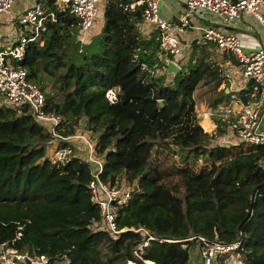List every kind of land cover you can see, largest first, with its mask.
I'll return each mask as SVG.
<instances>
[{
	"label": "trees",
	"instance_id": "trees-1",
	"mask_svg": "<svg viewBox=\"0 0 264 264\" xmlns=\"http://www.w3.org/2000/svg\"><path fill=\"white\" fill-rule=\"evenodd\" d=\"M130 1L102 0L96 16L101 28L89 43L75 41L77 19L59 13L27 43L18 64L44 91L46 109L61 115L62 135L75 133L79 122L90 132L103 159L100 177L110 183L126 177L133 184L117 208L119 227L142 225L173 239L202 234L231 241L241 232V264H264V144H224L214 139L224 129L203 128L193 91L201 80L219 85L218 65L205 43L193 40L178 72L153 74L173 55L160 50L159 28L140 32L143 4L130 8ZM114 86L118 99L111 103L105 91ZM248 88L240 89L242 96ZM220 90L221 99L227 93ZM50 139L27 105L0 103V242L14 239L19 249L46 254L44 264L142 263L131 253L140 232L112 236L98 226L100 210L88 186L91 163L78 155L53 162L46 150ZM66 144L73 146L58 142ZM196 247L201 258L197 239H154L142 258L187 264Z\"/></svg>",
	"mask_w": 264,
	"mask_h": 264
},
{
	"label": "built area",
	"instance_id": "built-area-1",
	"mask_svg": "<svg viewBox=\"0 0 264 264\" xmlns=\"http://www.w3.org/2000/svg\"><path fill=\"white\" fill-rule=\"evenodd\" d=\"M16 1L18 0H0V18L11 11ZM24 1L26 3L20 7L15 21L19 24V29L9 36L8 43L0 45V94L3 95L1 103L12 106L27 105L35 120L47 127L52 135V139L49 140L52 144L49 158L55 163H65L71 156L78 155L74 144L61 146L58 142L77 139L74 140L86 151L85 159L92 166V177L88 186L91 199L100 210L98 226L107 230L112 236L126 229L141 233L142 237L132 245L131 253L142 259L143 263L131 261L135 264H149L142 258V254L145 247L154 239L180 243L184 240L197 239L200 243L201 264H215L219 256L227 260L229 256H233L237 264L243 263L244 253L240 249L241 232L231 241L209 238L202 234L173 239L158 236L142 225L128 227L117 225V208L127 202L134 189L133 184L128 180L110 183L100 177L103 159L95 154V139L90 132L76 131L70 135H62L59 131L61 115L46 109L44 91L35 81L28 78L26 68L18 64L25 55L27 43L37 40L41 32L46 29V22L56 20L59 13L70 14L77 19L78 41L86 42L94 28L100 0H54L55 8L51 7L47 0ZM139 3L143 4V20L151 22L160 30L159 48L162 53L172 54L173 57L180 56L182 46L178 33L188 27H194L199 32L196 38L198 42L212 43L215 48L226 51L235 58L247 81L243 88L249 86L248 90L243 92V96L239 92L240 89L229 91L228 100L224 104L213 110H206L203 114H220L226 127L232 132V136L228 138L229 143L243 140L264 144V131L260 130V118L264 108V47L248 48L234 31L224 27V24H231L243 12L252 15L264 25V0H184L179 24L161 16L160 0H132L128 6L133 8ZM193 18L208 21L192 24ZM216 21L223 27L216 24ZM79 50L81 51V48ZM172 59L177 62V59ZM118 92L117 86L110 87L105 91V97L109 102L114 103L118 99ZM47 259L46 254H33L27 249L15 247L14 239L0 242V264L24 262L44 264ZM151 262L154 264L153 261Z\"/></svg>",
	"mask_w": 264,
	"mask_h": 264
},
{
	"label": "crops",
	"instance_id": "crops-1",
	"mask_svg": "<svg viewBox=\"0 0 264 264\" xmlns=\"http://www.w3.org/2000/svg\"><path fill=\"white\" fill-rule=\"evenodd\" d=\"M23 3L26 2L24 0H18L15 2L13 8L10 11L14 16L13 20H8V18H10V14H9L10 12H9L1 17L2 18L1 21H7V23H12L10 24V26H13V23L16 21V17L19 14L20 7H22ZM102 5L103 2L100 3L99 9L102 7ZM183 7H184V0H160L159 12L162 17L173 21L175 24H179ZM207 21L208 20L204 21V19L202 18H193L191 20L192 24L193 23L201 24L202 22H207ZM245 22L247 21L243 18V13H242L235 22H232L231 24H224V27L228 30L234 31L239 36L244 46L248 48H256L258 46L264 47V25L259 21L253 22L251 24H246ZM216 24L222 26L217 21ZM154 28L155 26L151 22L143 20L141 24L139 23V30L143 35H148L150 31ZM178 34H180L179 36H180L181 46L183 47L184 45V48H182V54L180 56H175V58L177 59V63L180 65L179 62L182 63L187 59L188 52L191 50V43L193 40H196V38L199 35V32L194 27H188ZM9 39H10L9 37L2 38V40H0L2 41L0 45L8 43ZM204 46H206L205 48L208 50L210 54L209 59L213 60V62H215V64L218 65L219 73L220 75H222L223 79L219 83V85H216L214 81H211L209 79L201 80L197 83L193 91L196 114L200 124L208 132L216 133L217 130L224 129L223 132L221 133L218 132L216 135L217 138H220L219 142L224 144L234 143L235 141L229 143L228 138L232 136V132L229 131L227 128L226 129L224 128L223 126L224 121L222 120L220 114L213 113L206 115L203 113L206 110L215 109L217 106L224 104L228 100V96H227L228 94L220 99V97L222 96L220 89H223L225 93H228L229 91L232 90H239L247 84V81L242 75L238 62L230 53L226 51H220L219 49L215 48V46L212 43L209 44L205 43ZM163 56L166 57V55ZM167 59H172V58H166V60ZM164 70L166 71V66L162 68H157L154 71H152V73L156 75L162 73ZM214 93H217L216 97H212V94ZM196 97H200L199 102L197 101ZM260 123H261L260 130L264 131V108L262 110Z\"/></svg>",
	"mask_w": 264,
	"mask_h": 264
},
{
	"label": "rangeland",
	"instance_id": "rangeland-1",
	"mask_svg": "<svg viewBox=\"0 0 264 264\" xmlns=\"http://www.w3.org/2000/svg\"><path fill=\"white\" fill-rule=\"evenodd\" d=\"M102 2V0H100V2L99 3H101ZM163 3V2H162ZM10 14V18H8V20H13L14 19V16L12 15V13L10 12L9 13ZM243 18L247 21V22H245L246 24H251V23H253V22H257L254 18H253V16L252 15H250V14H244V12H243ZM102 19V17H101V15H100V18L98 19V20H101ZM2 20V18L0 19V40H2V38H7V37H9V36H11L13 33H15V31L16 30H18L19 28H18V26H17V22H14L13 23V26H10V24H12V23H7V21H1ZM97 19H96V21H98ZM237 19H235V20H233L232 22H235ZM95 21V24H94V28H93V30H92V33H91V35L89 34L88 35V39H87V41L86 42H93L94 40H95V37H96V35L98 34V32H99V30H100V25H101V22H96ZM16 28V29H15ZM181 33V32H180ZM0 43H2V41H0ZM87 44V43H86ZM182 48H184V45H183V47ZM183 54H184V52H183ZM186 55V54H185ZM184 55V56H185ZM174 59H176L175 58V56H174ZM216 95H217V93H214V94H212V97H216ZM3 99V95H1L0 94V103L3 101L2 100ZM196 99H197V101L199 102L200 101V97H196ZM223 102V101H222ZM82 121V120H81ZM79 128L77 129V131H82L83 129L81 128V122H79ZM261 125V124H260ZM224 128L226 129H228L229 131H230V128L229 127H226V123L224 122ZM75 138H72L71 139V142H72V144H74V146H75V149H76V152H77V154L79 155V156H81L82 158H85L86 157V151L84 150V149H82L81 147H80V145H79V143H77L75 140H77V139H75ZM94 139V138H93ZM216 141H220V138H217V136H215V138H214ZM76 143L79 145V148L77 149V147H76ZM52 149V144L48 141L47 143H46V150H47V155H49V151ZM131 156H132V152L131 153H129V155H127L125 158H124V160H125V162H127V161H129L130 160V158H131ZM177 178H179V177H177V176H173L172 177V179L173 180H175V179H177ZM121 181H125V180H128L126 177H121ZM105 249H106V247H104ZM230 258H228V260L226 259V258H223L222 256H219L217 259H216V261H215V264H221L220 262L221 261H223L225 264H237L236 263V259H235V257H233V256H229ZM201 258H199V256L197 255V247L196 248H191L190 250H189V260H188V263L187 264H200V260ZM116 262H115V264H135V263H133V262H131V261H125V260H123V259H119V260H115ZM143 263V262H142Z\"/></svg>",
	"mask_w": 264,
	"mask_h": 264
},
{
	"label": "water",
	"instance_id": "water-1",
	"mask_svg": "<svg viewBox=\"0 0 264 264\" xmlns=\"http://www.w3.org/2000/svg\"><path fill=\"white\" fill-rule=\"evenodd\" d=\"M75 41H78V35L75 36ZM179 70H180V65L176 61H174L173 59L166 60V72L167 73H176Z\"/></svg>",
	"mask_w": 264,
	"mask_h": 264
},
{
	"label": "bare ground",
	"instance_id": "bare-ground-1",
	"mask_svg": "<svg viewBox=\"0 0 264 264\" xmlns=\"http://www.w3.org/2000/svg\"><path fill=\"white\" fill-rule=\"evenodd\" d=\"M147 261V260H146ZM147 263L152 264V262L147 261Z\"/></svg>",
	"mask_w": 264,
	"mask_h": 264
}]
</instances>
